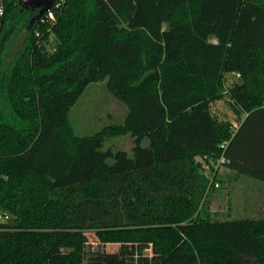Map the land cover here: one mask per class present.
Segmentation results:
<instances>
[{
    "label": "trees",
    "instance_id": "obj_1",
    "mask_svg": "<svg viewBox=\"0 0 264 264\" xmlns=\"http://www.w3.org/2000/svg\"><path fill=\"white\" fill-rule=\"evenodd\" d=\"M0 3V264H264V219H210L201 166L264 181V0H67L31 28ZM228 74L238 128L212 114ZM106 79L123 124L74 136ZM121 135L131 154L104 150Z\"/></svg>",
    "mask_w": 264,
    "mask_h": 264
},
{
    "label": "rangeland",
    "instance_id": "obj_2",
    "mask_svg": "<svg viewBox=\"0 0 264 264\" xmlns=\"http://www.w3.org/2000/svg\"><path fill=\"white\" fill-rule=\"evenodd\" d=\"M47 48L54 49L53 39ZM240 83L234 74L225 76V98L212 105V114L218 121L230 122L238 128V116L232 108L234 100L230 87ZM127 113L126 106L109 90L108 80L93 83L87 87L83 95L69 112L66 126L77 137H88L102 131L106 127L123 124ZM236 120V121H235ZM148 146V142L143 143ZM133 139L130 135L114 137L106 142L104 150H123L131 154ZM205 174L214 177L219 188H212L208 193L203 212L212 220H261L264 219V181L244 174H236L221 162V159L204 158L201 162ZM2 222V221H1ZM87 250L91 252L114 253L120 249L119 244L102 243L95 231L86 233ZM146 254L150 255V249Z\"/></svg>",
    "mask_w": 264,
    "mask_h": 264
},
{
    "label": "built area",
    "instance_id": "obj_3",
    "mask_svg": "<svg viewBox=\"0 0 264 264\" xmlns=\"http://www.w3.org/2000/svg\"><path fill=\"white\" fill-rule=\"evenodd\" d=\"M67 0H55L53 6L41 17V19L39 20L41 23H45V22H49V21H55L57 14L60 13L65 4H66ZM3 14V8L1 6L0 3V17ZM238 79L240 78V75H237ZM226 145H223L222 148H225ZM221 162L224 164V159L221 158ZM209 178H210V188H215L218 189L219 188V183H217L214 179V177L206 174ZM8 219V217H2L0 216V220H6Z\"/></svg>",
    "mask_w": 264,
    "mask_h": 264
},
{
    "label": "water",
    "instance_id": "obj_4",
    "mask_svg": "<svg viewBox=\"0 0 264 264\" xmlns=\"http://www.w3.org/2000/svg\"><path fill=\"white\" fill-rule=\"evenodd\" d=\"M54 2L55 0H19V4L23 6V10L30 9L37 11V14L30 22V28L35 22L41 19V17L53 6Z\"/></svg>",
    "mask_w": 264,
    "mask_h": 264
}]
</instances>
